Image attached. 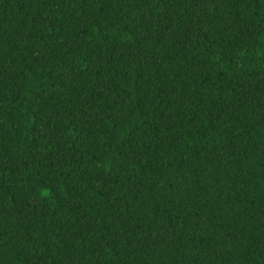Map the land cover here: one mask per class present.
Returning a JSON list of instances; mask_svg holds the SVG:
<instances>
[{
    "label": "trees",
    "instance_id": "obj_1",
    "mask_svg": "<svg viewBox=\"0 0 264 264\" xmlns=\"http://www.w3.org/2000/svg\"><path fill=\"white\" fill-rule=\"evenodd\" d=\"M0 264H264V0H0Z\"/></svg>",
    "mask_w": 264,
    "mask_h": 264
}]
</instances>
